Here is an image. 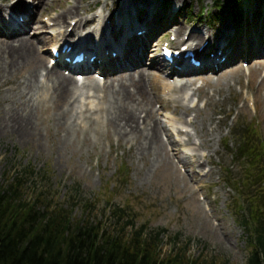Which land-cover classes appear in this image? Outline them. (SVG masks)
<instances>
[{
    "label": "rangeland",
    "instance_id": "1",
    "mask_svg": "<svg viewBox=\"0 0 264 264\" xmlns=\"http://www.w3.org/2000/svg\"><path fill=\"white\" fill-rule=\"evenodd\" d=\"M162 1L167 3L157 7ZM162 1L0 0V135L6 134L0 138V185L6 186L22 169L34 173L24 182L25 201L32 202L34 195L43 192L42 207L69 210L74 221L100 223L111 235L121 225L111 219L110 208H129L131 212H127L136 225L165 231L158 260L181 254L188 262L184 264H246V236L232 212L239 210L245 199L242 194L247 191L242 186L248 185L244 179L252 168L230 157L235 142L230 133L239 124L254 126L257 139L264 145V0H235L239 4L232 6L239 7L237 15L230 13L226 0L219 1L217 7L215 0L193 4L186 0ZM19 7L33 13L22 34L7 28L12 15L9 11ZM71 8L78 11L64 21L56 19ZM126 8L133 15L146 13L142 22L131 17L140 25L152 21V15L163 13L162 19H154L162 27L159 44L201 32L197 45L210 43L209 54L215 57L219 44L231 42L230 65L194 75L195 81L183 91L172 85L185 78H167L148 71L152 76L147 91L161 98L153 104L156 119L172 134L174 145L166 147L170 157L161 153L160 159L159 153L142 152V139L132 135L128 143L108 124L107 115L115 103L111 92L105 96L93 88L81 89L86 79L77 85L79 90L70 95L69 102L55 106L48 99L51 83L45 82L46 71L40 69L33 76L32 69L24 68V64L15 71L13 67L22 62L15 63L4 50L14 40L11 35L20 34L37 47L41 66H50L48 49L67 39L64 33L74 28L76 16L86 24L70 32V37L88 34V40L81 44L93 47L92 32L103 33L99 25L92 24L94 16L102 13L112 21ZM178 9L179 14L173 17ZM177 27L182 30L178 35ZM165 28L171 29L163 33ZM112 32L114 45L121 40L123 30ZM34 38H38V44ZM91 76L97 80L96 75ZM104 82H98L99 88ZM164 84H172V93L163 90ZM188 107L191 109L185 113ZM27 118L36 135L29 141L19 140L18 131L10 128L15 120ZM201 128L215 130L204 148L199 147ZM162 138L165 140L164 135ZM193 154L197 155L194 163L187 158ZM234 181H240V191ZM78 187L80 193H74ZM249 192L263 197L264 184ZM177 234L179 241L173 244Z\"/></svg>",
    "mask_w": 264,
    "mask_h": 264
},
{
    "label": "trees",
    "instance_id": "2",
    "mask_svg": "<svg viewBox=\"0 0 264 264\" xmlns=\"http://www.w3.org/2000/svg\"><path fill=\"white\" fill-rule=\"evenodd\" d=\"M231 11L238 13L237 7ZM254 133L248 127L238 131L235 145L246 159L251 160L252 173H260L264 170V145H258ZM33 174L22 169L6 186L0 185V264L188 263L181 254L158 260L159 245L165 231L136 225L127 212H131L129 208H110L111 219L121 225L111 235L100 223H90L85 219L74 221L69 210L53 211L49 206L42 207L40 196L43 192L34 195L32 202L25 201L22 196L24 182ZM256 177L251 174L247 178L249 188L260 186L262 178ZM76 192L80 193L79 187ZM250 196L253 200L247 210L244 214L236 213V217L248 236L250 249L246 264H264V196ZM127 229L130 230L129 235H126ZM178 239L179 234L173 237V244Z\"/></svg>",
    "mask_w": 264,
    "mask_h": 264
},
{
    "label": "bare ground",
    "instance_id": "3",
    "mask_svg": "<svg viewBox=\"0 0 264 264\" xmlns=\"http://www.w3.org/2000/svg\"><path fill=\"white\" fill-rule=\"evenodd\" d=\"M41 1L44 3L46 0ZM2 10L4 11V8ZM76 11L78 10L71 8L60 14L56 19L64 21L68 16L75 14ZM9 12L13 15H21L24 12L28 13V11L22 7L10 10ZM76 18L78 20L75 24L74 31L78 30L83 23L86 24V20H83L78 16H76ZM3 21L5 20L3 19ZM9 25L11 26V24ZM19 26H27V24ZM179 31L180 28H177V32ZM20 34H12L11 37H13L14 40L4 48L15 63L22 62L21 65L14 66L13 69L17 71L24 64V68L32 69L30 75L33 76H37L39 70L44 69L46 71L45 82L46 84L49 82L51 83V86L47 90L49 101H52L55 106L69 102L67 100L70 95L79 90L77 87V81L71 76L63 75L60 68H49L45 65L41 66L42 60L37 55V47H34L31 42H28L27 39ZM193 39H199V35H195ZM34 40L36 44L39 43L38 38H34ZM101 49L104 51L109 50L110 46L105 45L102 46ZM141 55L145 56V53H141ZM124 56L125 59H128L127 52H125ZM125 59L122 58V60L114 63L118 65L120 70L116 72L111 70V73L106 76L104 85L101 88H99L96 80L87 78L88 81L81 84V89L93 88L97 92L103 93L105 96L111 92L115 96V103H112V109L107 115L108 124L115 127L119 135L128 139V143L132 142V135H134L136 139H142V152L154 155H158L159 153L160 159L163 158L161 153H165L167 157H170L171 153L167 151L166 147L167 145H174L171 139L172 134L156 119V112L153 109L154 102H159L161 98L157 96L156 93L151 95L147 91V86L150 83L149 77L152 76L147 70H150V67L154 68L156 66V61L150 63V67L148 68H144L146 63L138 65L133 64L132 68L134 71L132 72L126 70L127 68L122 64L126 61ZM158 76L159 75H155L156 78H158ZM195 79L196 78L193 77L185 78L177 81L176 85H171L177 87L179 91H183L187 85H192ZM30 84H32V81H30ZM171 85L164 84L163 90L167 88L169 89L168 93H172ZM177 101L178 100H175V102ZM190 103H192V100ZM188 109L191 108L188 107L184 112L186 113ZM14 122L15 124H12L10 129L18 131L17 137L19 140L29 141L34 134L36 135L34 125L29 118L25 120L17 119ZM23 123L24 125H22ZM182 127L183 126L180 128ZM214 131V129L208 128L199 129V136L201 135V137H203V140L199 145L200 148L209 146ZM1 133L0 138L6 135L5 132ZM162 135L165 136V140H163ZM196 156L197 155L193 154L189 155L187 158H190L194 163ZM200 157L202 156L200 155Z\"/></svg>",
    "mask_w": 264,
    "mask_h": 264
}]
</instances>
